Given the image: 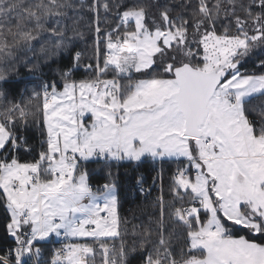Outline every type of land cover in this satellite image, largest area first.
Returning <instances> with one entry per match:
<instances>
[{
  "label": "snow or ice",
  "instance_id": "snow-or-ice-1",
  "mask_svg": "<svg viewBox=\"0 0 264 264\" xmlns=\"http://www.w3.org/2000/svg\"><path fill=\"white\" fill-rule=\"evenodd\" d=\"M167 162L155 219L129 226L112 167L150 194L140 169ZM0 228V264H45L54 241L47 264H264V0H0Z\"/></svg>",
  "mask_w": 264,
  "mask_h": 264
},
{
  "label": "trees",
  "instance_id": "trees-1",
  "mask_svg": "<svg viewBox=\"0 0 264 264\" xmlns=\"http://www.w3.org/2000/svg\"><path fill=\"white\" fill-rule=\"evenodd\" d=\"M161 3H172L178 2V0H160ZM83 19L80 21L79 28L80 31L84 33L82 38H76L74 40V47L76 51H81L84 53V61L88 62L89 58L92 56V44H93V33L90 31L87 25L91 22V14L87 11L82 13ZM108 23L104 25L105 28H111L113 25L117 23V19L115 15H112L108 18ZM224 21L218 24V29H221L224 25ZM71 34V33H70ZM30 55V54H29ZM257 59L256 56L251 57L246 61V66L243 68L252 69L254 66V61ZM67 61L64 60L63 63ZM59 65L53 64L51 67L54 69ZM44 76L43 79L54 78L53 72L49 70L48 66L43 67ZM85 72L78 71L76 73L77 78H83L85 76ZM15 80L19 81L17 84V88L20 91H23L27 88L29 91L38 84V79L29 74L23 67H20L18 75L15 76ZM29 136L30 142L34 146H38L39 142V134L35 131V129L29 130L27 133ZM27 158V157H26ZM90 171L92 172L93 182L94 183H104L105 182V173L106 170L102 164L90 163L88 165ZM163 180L165 185V193L168 191L170 177L175 168V164L172 162H167L163 164ZM159 168L158 165H152L151 163L143 166L140 171L143 172L145 176V182L147 185L151 184L153 186V177L156 176V170ZM112 171L118 175V194L120 199V215L123 219H126L129 222V226L132 224H147L149 217L155 219L157 214V208L154 205L155 197L158 195L156 193H150L146 196H142L135 187L134 177L136 172L133 170V167L129 164H124L122 166H113ZM159 183V182H158ZM158 183L154 185L153 188L157 187ZM177 229H180L178 225H175ZM172 224L169 225V232L172 235L173 242L175 245L179 246L183 240V233L178 232L173 228ZM0 234H2V228H0ZM128 243H131L132 238L129 236L126 238ZM115 243H119V241H115ZM8 245L4 243H0V248H6ZM52 249V245L47 247L45 250L47 258L50 256V250Z\"/></svg>",
  "mask_w": 264,
  "mask_h": 264
},
{
  "label": "rangeland",
  "instance_id": "rangeland-1",
  "mask_svg": "<svg viewBox=\"0 0 264 264\" xmlns=\"http://www.w3.org/2000/svg\"><path fill=\"white\" fill-rule=\"evenodd\" d=\"M245 66H246V62L244 63L243 67H245ZM158 166H159V168H160V167L164 168L163 165H158ZM145 183L147 184V182H145ZM148 186L151 187V193H152V194H153V193H156L155 191H157V193L159 194V192H158L159 183H158L157 187H155V188H153L154 185L151 186V184H150V185L148 184ZM163 186H164V191H165L164 180H163ZM172 225H173V224H172ZM173 226H174L173 228H175V230H177L178 232L183 233V228H182V226L178 225V226L180 227V229H177L175 225H173ZM56 243H57V242L54 241V242L51 243V244H43V245H42V247H43V249H44V261H45V264H47V261H48V259L46 258V252H45V250L47 249V247H49V246L52 245V249L50 250V253H51V251H52L54 248H57V247H58V245H57Z\"/></svg>",
  "mask_w": 264,
  "mask_h": 264
},
{
  "label": "built area",
  "instance_id": "built-area-1",
  "mask_svg": "<svg viewBox=\"0 0 264 264\" xmlns=\"http://www.w3.org/2000/svg\"><path fill=\"white\" fill-rule=\"evenodd\" d=\"M145 187L147 188V187H150V186H148L146 183H145ZM139 192V191H138ZM140 193V192H139ZM141 194V193H140ZM142 196H146V195H148L147 193H145V194H141ZM57 245H58V247L57 248H59L60 247V243L59 242H57L56 243ZM55 249V248H54ZM46 258H47V256H46ZM48 260L50 259V256H49V258H47Z\"/></svg>",
  "mask_w": 264,
  "mask_h": 264
}]
</instances>
